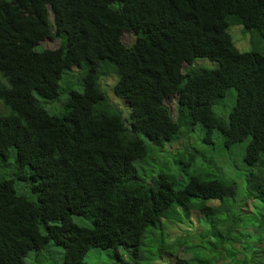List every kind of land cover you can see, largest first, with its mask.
Returning a JSON list of instances; mask_svg holds the SVG:
<instances>
[{"label": "trees", "instance_id": "16d2710c", "mask_svg": "<svg viewBox=\"0 0 264 264\" xmlns=\"http://www.w3.org/2000/svg\"><path fill=\"white\" fill-rule=\"evenodd\" d=\"M0 105V264L48 241L59 264H85L89 246L118 264H264V0H0ZM239 154L236 199L223 167ZM191 215L199 237L163 235Z\"/></svg>", "mask_w": 264, "mask_h": 264}, {"label": "rangeland", "instance_id": "374dc122", "mask_svg": "<svg viewBox=\"0 0 264 264\" xmlns=\"http://www.w3.org/2000/svg\"><path fill=\"white\" fill-rule=\"evenodd\" d=\"M51 18V17H50ZM231 34V39L234 43V45L239 49V50H248L250 49V44H249V34L247 33V31H244L242 29V27L240 25H228L227 28ZM133 38V34L130 31H123L121 33V40L125 43L128 44L130 43V41ZM57 44V39L54 38H49V37H45L40 41V44H37L38 47H54ZM201 63L203 64V66H213L215 65V62H212L206 58H202V59H197ZM182 68L185 69L186 68V64L183 63ZM108 82L110 81V79L107 80ZM76 88L79 89V86L77 85ZM229 92H234V89L232 87H229L227 89V93ZM63 97H59L58 100H53L50 101L48 104L44 105L46 107V109L52 113H58L60 111V107L59 104L61 102ZM112 99V97L110 98ZM232 97L226 98V100H224V107H225V111H227V109L230 107V105L232 104ZM166 105L169 108L170 113L173 115L174 110H175V98L174 96L166 99L165 100ZM57 104V105H56ZM3 105H0V110L4 109V111H0V112H5L7 111V108H3ZM121 108V107H120ZM215 112H219L217 105H215L213 107ZM122 110V119L125 121V123H128V107H124L121 108ZM214 134V133H213ZM199 141V139H198ZM195 142L194 145L199 146V144L201 145V147H205L206 145H204V143L202 142ZM181 142L180 141H174L172 142L170 145H168L167 143H164L163 146V150L167 153L171 152V148L173 147H177L178 145H180ZM179 147V146H178ZM207 154H212L213 149H211L209 146H207ZM223 149V148H222ZM10 161L13 160L12 155L9 157ZM169 165V163H168ZM228 166L223 167L224 170L227 171L228 174L224 173V176L226 177L225 181L226 182H232L235 186V198L239 199V197L244 196V190H243V184H242V175H241V170H242V161H241V156L240 154L237 155V157H234L232 159L229 160ZM3 174H10L12 175V173L9 172V169H6L5 171H0ZM182 176H186L185 172L182 173ZM13 180H14V187L16 188V190L20 193H24L27 194L28 191L25 187H20V184H23L22 180H19L17 178H14L13 176ZM248 207L249 204L247 203ZM180 212V211H179ZM201 216V215H200ZM204 216V215H203ZM197 216L195 215H191L189 219L186 218V222H185V227L182 228V226L184 225V223H178L176 224H169V227L167 230V232H164L163 235L167 237H177V238H181L183 237V235L185 236V232L184 230H193L195 232L194 236L195 237H199V233L198 231L200 229H202L203 225L199 224V222H202V219L197 218ZM202 217V216H201ZM72 220L77 223V224H82V225H87L88 219L86 218V216H82V215H72ZM185 221V220H184ZM191 221V226H188V223ZM167 226V224L165 225ZM166 231V230H165ZM193 236V235H192ZM190 237L191 240H187V242L189 243V245L194 244L195 239H193V237ZM167 237H165V241H168ZM187 237L185 236V239ZM147 239V238H146ZM187 242L185 244H187ZM167 244V243H166ZM169 245V244H167ZM153 246V244L151 245V247H148L147 245H145L144 243L140 244V251H143L144 254H149V252L147 251V249H151ZM185 245H180L178 247H176L175 249L172 250V248H170V250H172V255L171 257H169V259L167 260V263L169 262H173L176 259H183L185 257H187V253H185L186 251L184 250ZM163 251V249H162ZM118 253L120 254L121 258L123 259H128L131 258L129 256V253L127 251L124 250V248L122 246H120L118 248ZM164 253H162L163 255ZM61 257H62V247L59 243H55L52 241H48L47 243H45L41 248L39 249H30L28 250L24 255H23V261L24 264H59L61 261ZM158 259V258H157ZM82 260L85 264H118V258L115 255V253L110 249V248H100V247H96V246H89L88 249L86 250L85 254L82 257ZM162 260V258H161ZM160 263V261H157ZM155 263V262H154ZM158 263V264H159Z\"/></svg>", "mask_w": 264, "mask_h": 264}]
</instances>
